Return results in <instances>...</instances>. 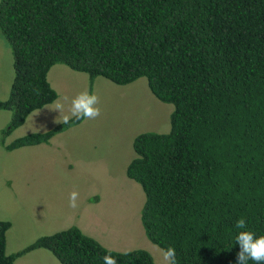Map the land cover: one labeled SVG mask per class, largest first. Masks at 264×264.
<instances>
[{"label":"trees","instance_id":"trees-1","mask_svg":"<svg viewBox=\"0 0 264 264\" xmlns=\"http://www.w3.org/2000/svg\"><path fill=\"white\" fill-rule=\"evenodd\" d=\"M0 35L12 68L4 135L56 97L46 77L55 62L116 84L143 76L172 104L168 129L136 133L125 166L144 194V235L174 247L178 264H236L241 217L264 235V0H0ZM79 121L0 143H45ZM9 225L0 218V264L35 247L61 264H103L108 252L118 264H155L145 249L107 248L74 225L6 253Z\"/></svg>","mask_w":264,"mask_h":264},{"label":"rangeland","instance_id":"rangeland-1","mask_svg":"<svg viewBox=\"0 0 264 264\" xmlns=\"http://www.w3.org/2000/svg\"><path fill=\"white\" fill-rule=\"evenodd\" d=\"M11 76V54L0 35V98L7 95ZM46 77L56 97L31 110L6 135L1 129L11 111L0 109L2 143L56 124L63 113L49 108L61 96L71 98L86 88L99 95L102 114L95 120L81 119L45 143L10 150L0 143V218L10 222L5 252L74 225L107 248H142L155 264H163L158 245L144 235L140 223L143 191L126 176L125 166L134 155L131 141L136 133L168 129L172 104L155 97L143 76L116 84L100 75L89 79L85 72L55 62ZM73 190L80 194L76 210L68 206ZM14 264L61 263L48 249L35 247L17 255Z\"/></svg>","mask_w":264,"mask_h":264},{"label":"clouds","instance_id":"clouds-1","mask_svg":"<svg viewBox=\"0 0 264 264\" xmlns=\"http://www.w3.org/2000/svg\"><path fill=\"white\" fill-rule=\"evenodd\" d=\"M39 94V89H34ZM65 105H68L65 111ZM100 105V97L96 93H91L87 88L77 93L74 97L61 96L54 102V107L49 108L58 113H63L60 123L70 125L73 119L79 121L95 120L102 114ZM79 192L73 190L69 194L68 206L76 210L79 207ZM235 228L240 229L235 238V244L239 245V251L236 254V264H264V235L257 236L253 231L247 229L246 219L241 217L235 223ZM162 257L163 264H178L176 250L169 246L167 249L156 246ZM103 264H118L117 258L106 253L102 257Z\"/></svg>","mask_w":264,"mask_h":264}]
</instances>
